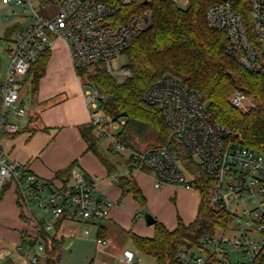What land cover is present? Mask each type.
Segmentation results:
<instances>
[{
  "label": "built area",
  "instance_id": "built-area-1",
  "mask_svg": "<svg viewBox=\"0 0 264 264\" xmlns=\"http://www.w3.org/2000/svg\"><path fill=\"white\" fill-rule=\"evenodd\" d=\"M153 0H1L21 8L25 23L13 32L14 50L0 84V139L4 132L19 129L9 122V115L23 116L27 106L19 96L21 79L33 62L53 48L57 40L64 42L81 84L90 113L89 123L98 137L108 135L110 146L126 151V174L144 172L159 188L173 184L191 188L192 175L182 164L170 143L139 149L123 143L112 133L118 120L105 115V97L88 79V73L100 68L112 74L111 60L122 55L136 37L154 23ZM172 2L188 0H166ZM134 5L129 15L122 6ZM50 10L48 15L39 9ZM206 24L227 34L226 52L247 70H264V0H216L205 12ZM129 72L124 69L121 74ZM145 102L160 107L164 120L187 148L198 166L213 177L210 206L225 210L230 221L225 229L205 237L198 248H181L176 259L181 264H263L264 263V154L244 146L238 132L211 120L200 93L180 78L165 73L145 89ZM231 106L243 112L255 102L242 91L229 98ZM124 124V120L120 123ZM25 164L6 158L0 144V189L7 181L16 184L19 205L30 211L35 206L50 209L53 218L61 220H101L108 215L112 201L97 198V180L87 178L79 170L71 173L68 182L36 177ZM121 174H115L114 180ZM244 196L254 198L255 205L238 213L231 208ZM231 204V205H230ZM51 227V224L45 225ZM98 243L105 239L98 237ZM43 246L32 248L20 244L26 264H37ZM196 249L201 253H196ZM13 252L0 245V258ZM238 258H235L237 257ZM241 256V257H240ZM124 259L139 264L131 250H124Z\"/></svg>",
  "mask_w": 264,
  "mask_h": 264
},
{
  "label": "trees",
  "instance_id": "trees-1",
  "mask_svg": "<svg viewBox=\"0 0 264 264\" xmlns=\"http://www.w3.org/2000/svg\"><path fill=\"white\" fill-rule=\"evenodd\" d=\"M215 1L188 0L186 8H181L172 1L153 0L149 3L154 11L153 25L141 32L123 52L127 56L124 69L129 72L123 80L116 81L112 74L100 68L87 75L105 97V115L113 120L124 119L117 133L123 143L132 146L129 140L154 135L155 141L151 146L170 143L184 167L194 175L191 187L198 190L200 201L191 222L185 223L178 216L176 227L170 230L156 220L152 237L128 232L134 247L153 257L157 264H181L176 259L179 249L200 247L205 237L227 227L230 216L225 210L210 206L213 177L203 171L185 145L171 135L160 107L144 101L146 87L165 73L175 75L200 93L211 120L238 132L244 146L264 154V70L252 72L240 65L225 50L227 34L208 27L205 12ZM133 8L134 5L122 6L121 12L129 15ZM15 29L11 27L6 31L7 38H11ZM49 52L35 60L25 75L30 79L32 92L44 74ZM235 91H242L252 98L255 107L243 112L231 106L229 98ZM79 129L87 150L98 156L108 172H113L115 164L99 152V137L93 126L82 124ZM72 169L73 164L58 171L56 177L64 183L68 182ZM24 172L27 175L30 171L26 169ZM116 184L122 195L131 193L140 208L145 210L146 197L132 174L119 175ZM20 217L30 221L22 212ZM36 226L39 230L37 240H27V235L22 234V243L32 248L41 240L46 254L45 264H58L61 240L48 235L42 221H36Z\"/></svg>",
  "mask_w": 264,
  "mask_h": 264
},
{
  "label": "crops",
  "instance_id": "crops-1",
  "mask_svg": "<svg viewBox=\"0 0 264 264\" xmlns=\"http://www.w3.org/2000/svg\"><path fill=\"white\" fill-rule=\"evenodd\" d=\"M7 4L11 7L13 5ZM11 27L17 29L18 24L8 25L6 31ZM62 43L65 48L50 49L44 74L40 77L36 90L32 92L30 86L32 98H35L34 104L27 107V117L22 123L19 120H11L21 130L3 135L5 139L1 145L2 152L7 153L8 159L25 164L36 177L52 179L55 182L62 181L56 177V173L73 164L72 172L79 170L87 178L97 180L95 197L112 201L108 215L94 222L53 218L48 209L51 218L47 223L51 224L48 229L54 227L56 233L47 234L61 240L62 249L64 238L69 236L68 233L74 234L81 229L87 234L92 231L95 235L93 239L95 256L109 262L116 260L118 263L130 264L124 259L123 252L131 250L139 262L137 253L147 254L134 247L128 232L152 237L154 226L146 223L143 213L138 210L140 206L132 194L122 195L120 187L114 180L115 174H126L125 156H123L124 170L117 172L118 162L111 161L115 164V169L110 173L98 156L87 150V144L81 136L79 127L89 123L90 113L82 94L81 81L72 65L68 50L64 42ZM60 75L63 77H58ZM132 175L146 197L147 204L143 210L145 213L152 212L151 215L170 230L176 227L178 216L185 223L194 219L200 201L197 189L173 184L156 188L151 176L147 173L135 172ZM17 197L18 189L15 183L10 182L4 185L0 189V213L8 207L12 211V225H15L17 220L20 221L18 241L24 245L21 241L22 234L27 235V240H37L39 230L36 221L41 220L30 216L31 211L21 207ZM21 212L30 220L29 222L20 217ZM98 237L105 239V243H98ZM128 242L134 249L126 247ZM36 243L42 244L40 241ZM24 246L30 248L28 244ZM41 253L38 255V262ZM23 264H26L25 256Z\"/></svg>",
  "mask_w": 264,
  "mask_h": 264
},
{
  "label": "rangeland",
  "instance_id": "rangeland-1",
  "mask_svg": "<svg viewBox=\"0 0 264 264\" xmlns=\"http://www.w3.org/2000/svg\"><path fill=\"white\" fill-rule=\"evenodd\" d=\"M181 8H186L187 3L180 1L176 3ZM55 7H51L48 10L39 9V14H45L48 15L50 10H53ZM14 10V11H13ZM8 16V18H7ZM26 20L24 19V16H21V8L18 6L11 7L10 4H3L0 0V84L3 83L5 70L7 67V64L9 62L10 56L14 50V43L12 41V38H7L8 36L6 34V29L8 25L10 24H18V27L25 23ZM53 48H65L63 46V43L60 40H57ZM127 63V56L125 54H122L118 56L115 59L111 60V68H112V76L116 79V81L121 82L123 80V75L121 72L124 70V66ZM58 77H63L62 75ZM21 87L19 90V96L22 98L27 105V107L31 106V104H34L35 98H32L31 92H30V79H21ZM27 114L23 116H14L9 115L7 117V120L11 122V120L20 121L21 123L26 119ZM124 119H119V126H114L112 129V133H117L121 129V122ZM154 135H151L148 138L142 139V138H133L129 140L133 145V147L144 149L151 147L153 142L155 141ZM4 137L2 135L0 139V144L2 145L4 141ZM112 138L111 136L104 135L99 137L98 139V149L99 152L105 156L107 159H109L112 162H118L117 166V172H122L124 170V163H123V156L126 155V151H118L117 149H114L110 146ZM3 155L8 158L6 152H2ZM11 181H7V183H10ZM5 184V185H6ZM192 188V187H191ZM254 198L244 196L243 200H240L237 202V204L231 203V208L240 213L242 208H250L253 205H255V202L253 201ZM30 209V216H34L38 218V220H41L43 224H47L50 221V211L46 208H41L35 206L34 200H29L28 202ZM140 212L143 213L144 211L140 208H138ZM8 207L4 209V211H1L0 213V245L3 244L10 249L13 250V252L10 255L4 256L3 258H0V264H23L24 263V256L25 251H18V246L20 245L18 241V234H19V228L21 227L20 221H16L15 225H12L11 219H12V211L9 213ZM149 212L151 214L152 212ZM153 214V213H152ZM71 228V227H70ZM72 232V228L70 229ZM56 229L53 227L51 229H46V233H49L50 235H54L56 232ZM69 236L64 238L63 241V249L61 252V258L59 260L58 264H89L92 260V264H123L118 263L116 260L114 262H109L106 260H103L99 258L97 255L95 256V246L93 239L95 235L93 232H89L88 234L85 233L83 230L75 231L74 234L68 233ZM41 241V240H40ZM42 243V241H41ZM130 247L134 249L133 245L128 242L126 243V247ZM196 253H201L196 249ZM137 256L139 258V264H157L156 260L149 256V255H141L137 253ZM241 257V256H240ZM235 258H238L235 257ZM45 262V253L44 248L41 253V257L39 258L38 264H44Z\"/></svg>",
  "mask_w": 264,
  "mask_h": 264
},
{
  "label": "water",
  "instance_id": "water-1",
  "mask_svg": "<svg viewBox=\"0 0 264 264\" xmlns=\"http://www.w3.org/2000/svg\"><path fill=\"white\" fill-rule=\"evenodd\" d=\"M144 219L147 224H154L156 222V219L149 213H144Z\"/></svg>",
  "mask_w": 264,
  "mask_h": 264
}]
</instances>
